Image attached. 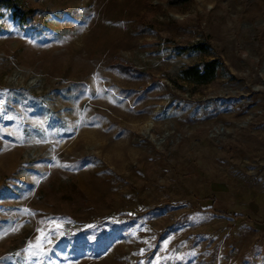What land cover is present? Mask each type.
Instances as JSON below:
<instances>
[{
	"label": "rangeland",
	"instance_id": "rangeland-1",
	"mask_svg": "<svg viewBox=\"0 0 264 264\" xmlns=\"http://www.w3.org/2000/svg\"><path fill=\"white\" fill-rule=\"evenodd\" d=\"M22 4L25 26L0 10V264H35L49 220L42 264H264V0Z\"/></svg>",
	"mask_w": 264,
	"mask_h": 264
},
{
	"label": "trees",
	"instance_id": "trees-1",
	"mask_svg": "<svg viewBox=\"0 0 264 264\" xmlns=\"http://www.w3.org/2000/svg\"><path fill=\"white\" fill-rule=\"evenodd\" d=\"M170 6H181L187 0H165ZM6 9L11 11L13 19H15L21 26H25L29 20L32 19L34 10L26 7L22 4V0H0V10ZM147 31V28L141 29L140 31ZM194 48H198L200 51L206 52V49L201 44L192 45ZM185 49L186 46L181 47ZM118 70L128 73L130 71L139 72L135 68L123 65L115 64ZM218 68V61L211 59L201 64L188 65L180 70V79L197 84H208L214 80ZM207 208H213L209 206Z\"/></svg>",
	"mask_w": 264,
	"mask_h": 264
},
{
	"label": "snow or ice",
	"instance_id": "snow-or-ice-1",
	"mask_svg": "<svg viewBox=\"0 0 264 264\" xmlns=\"http://www.w3.org/2000/svg\"><path fill=\"white\" fill-rule=\"evenodd\" d=\"M9 119H11V117H9ZM49 223L55 225V228H49L47 231L43 227L38 228V235L36 236L35 241H30L26 245L25 249L23 250L26 260H35V264H42L41 257L46 256L47 252L49 251V249L46 248L45 245L52 243V235H64L63 231H55L56 229L62 228L61 223L55 220H49ZM14 230L15 229H13V231ZM141 253H143V250H141ZM16 255H20V253H17Z\"/></svg>",
	"mask_w": 264,
	"mask_h": 264
}]
</instances>
